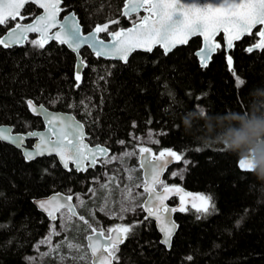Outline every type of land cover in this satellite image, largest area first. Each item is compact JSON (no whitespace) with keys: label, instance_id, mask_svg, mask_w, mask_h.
<instances>
[{"label":"trees","instance_id":"16d2710c","mask_svg":"<svg viewBox=\"0 0 264 264\" xmlns=\"http://www.w3.org/2000/svg\"><path fill=\"white\" fill-rule=\"evenodd\" d=\"M123 4L124 0H63L64 12L77 15L83 32L110 19L119 20L111 30L129 27L137 16L122 17ZM25 12L38 14L32 5ZM4 33L0 27V36ZM256 40L247 36L235 44L231 70L222 47L207 68L199 66L194 53L200 38L168 55L159 48L133 53L127 64L95 58L85 49L81 55L87 67L79 87L75 57L63 45L51 42L43 50L31 44L0 46V125H15V132L40 130L41 120L25 103L33 99L49 110L74 114L85 127L88 142L106 145L111 154L122 149L138 152L134 138L153 132L158 142L148 147L154 153L173 149L191 161L183 177L166 176L167 184L214 194L219 212L197 219L195 209L188 207L189 211L176 214L178 230L169 250L159 243L154 223L146 221L120 246V264H264V182L239 169L238 160L244 155L229 152L226 143L229 134L243 131L245 121L264 116V52L246 51ZM238 79L244 84L238 85ZM137 155L130 160L132 166L139 165ZM99 169L66 172L53 157L26 162L20 151L0 142V225H4L0 264H26L25 257L47 234L50 222L33 199L69 190L87 196L90 179L99 176ZM105 169L115 179L124 176L119 163ZM242 216L245 219L237 226ZM96 217L107 230L144 220L145 215L120 221L98 213Z\"/></svg>","mask_w":264,"mask_h":264},{"label":"snow or ice","instance_id":"6c2138e0","mask_svg":"<svg viewBox=\"0 0 264 264\" xmlns=\"http://www.w3.org/2000/svg\"><path fill=\"white\" fill-rule=\"evenodd\" d=\"M62 3L63 0H0V27L5 29L4 35L0 36V46L12 48L31 44L34 48L43 50L50 41H56L60 45H67L78 56L80 49L87 46L95 52L97 57L114 58L127 64L130 55L136 50L151 53L158 45L163 49L164 54L168 55L177 45L187 44L190 38L199 35L203 37L204 46L196 55L200 59L201 67L207 68L212 55L221 47L214 38L218 32L223 31L229 49L233 47L234 41L248 35L258 39L246 51L264 52V0H124L120 13L122 16L131 19L141 10L146 15L134 20L132 27L128 29L111 30V25L118 24L119 20L110 19L103 24H97L88 34L82 33L80 22L74 12L65 15L62 22L58 20L60 13L64 11L61 7ZM30 4L42 9V14H26L25 10ZM25 20L31 22L24 23ZM258 26V31L254 32ZM31 33H36L37 38L29 39ZM101 33H107L111 40L106 42L100 37ZM227 61L231 70L232 57L228 56ZM76 67L78 70L75 80L76 86L79 87L82 80L81 70L87 67V63L81 58ZM234 75H236L235 72ZM237 83L243 85L244 81L238 79ZM25 103L33 114L43 116L46 121L45 130L16 133L15 125L0 126V142L9 143L21 150L26 162L45 155H55L64 168L73 170L70 168L71 164L75 166L76 171H87L88 167H95L101 158L107 156L109 151L107 147L102 145L90 147L84 143L83 125L75 121L74 117L50 112L44 105H38L33 99H27ZM30 139L37 141L31 148L26 143ZM136 154H139L140 166L147 173L143 184V192L147 194V199L142 204H136V207L142 208L147 215L144 220L118 225L106 231L92 228L88 221L80 216L79 219L89 226L95 237L104 238V242L101 243L99 239L94 240L93 235L86 237L93 264H120V246L134 234L136 227L145 225L146 221L152 219L156 221L162 234L159 243L171 249L173 236L178 228L171 214L189 211L186 207V200L189 197L197 219H204L219 212L214 194L192 196L178 186H169L161 179L162 173L170 163H182L185 167L191 164L183 153L164 149L156 155L150 147L139 145L138 152H126L124 155ZM238 167L244 172H251L253 169L251 162L246 159H239ZM172 175L177 176L181 173L174 172ZM157 185H160L159 190ZM170 194L179 195L178 207L169 208L165 203ZM127 196L133 200L136 198L131 189L127 191ZM72 199L71 195L61 197L57 194L37 200L35 203L53 221L70 220L77 216L70 203ZM63 209L67 210L66 215L62 213ZM129 210V207L121 209L122 212ZM131 210L135 211V208ZM57 213L61 215L57 216ZM247 214L246 211L245 215ZM121 219H123L122 216ZM244 219V216L240 217L236 222L237 226ZM51 232L53 235L57 234L55 225L51 227ZM69 247L73 246L69 245ZM187 260L191 261L192 256H188Z\"/></svg>","mask_w":264,"mask_h":264},{"label":"rangeland","instance_id":"374dc122","mask_svg":"<svg viewBox=\"0 0 264 264\" xmlns=\"http://www.w3.org/2000/svg\"><path fill=\"white\" fill-rule=\"evenodd\" d=\"M138 18L139 16L136 17V19ZM134 140L138 149L139 145L148 147L156 140V137L153 132H149L144 136L135 137ZM126 152H133V150H119L105 159L108 161L107 163L102 161L101 165H99V176L90 179L92 186L87 196L79 193H72L71 190L65 191L73 197L78 217H73L70 220L57 219L50 223L47 234L39 239L33 246L32 253L25 257L26 264H91V256L86 246V237L92 232L89 226L85 225L79 219L80 216H83L92 228L101 230L103 228L101 227L100 219L96 217V213L100 216L115 219L117 221L136 217L143 213L142 208L136 207V204L143 203L146 196L142 190L143 180L141 169L139 165L138 167L132 166L130 160L133 159L135 155L125 156L124 154ZM138 156L139 154L137 157ZM113 162L119 163L123 169L124 176L121 180L106 174L105 167ZM184 170V164L178 167L175 166L167 176L183 177ZM174 172L181 173V175L173 176L172 174ZM164 183L167 184L166 179ZM105 185L107 186L105 187ZM158 188H160V186ZM129 189L135 194L136 198L134 200L127 196V191ZM77 197H79V199H77ZM123 207H129L130 210L122 212L121 209ZM133 207L135 211L131 210ZM62 213L66 215L67 210H62ZM60 215L61 213H58L57 216ZM121 216L123 219H121ZM53 225L56 226V235H53L51 232V227ZM69 245L73 247H69ZM81 256H85L86 258L81 259ZM27 258L34 259L29 260Z\"/></svg>","mask_w":264,"mask_h":264},{"label":"water","instance_id":"95a60500","mask_svg":"<svg viewBox=\"0 0 264 264\" xmlns=\"http://www.w3.org/2000/svg\"><path fill=\"white\" fill-rule=\"evenodd\" d=\"M31 5V4H30ZM63 3L61 4V7L63 8ZM33 6H35V5H33ZM36 7V6H35ZM37 8V7H36ZM123 9V8H122ZM37 10L39 11L38 12V14L37 15H40V14H42V9H38L37 8ZM70 12H73V11H69V12H66L64 15H62V13H63V11L60 13V15H59V17H58V20H60L61 22L63 21V18H64V16L65 15H67L68 13H70ZM143 13V16L144 15H146V13L143 11V10H141L138 14H142ZM77 16V15H76ZM142 16V17H143ZM122 17H124V16H122ZM124 18H128V17H124ZM77 19H78V17H77ZM29 22H31V21H29ZM29 22H24V23H29ZM132 25L133 24H131L129 27H127V28H123V29H128V28H131L132 27ZM81 29H82V27H81ZM94 29V28H93ZM92 29V30H93ZM259 29V26H258V28L257 29H254V31L255 30H258ZM92 30H90L89 32H91ZM53 31H55V29L53 30ZM119 31V30H118ZM89 32H83V30H82V33L83 34H88ZM4 35V34H3ZM31 36H36L37 37V34L36 33H31V34H29V37H31ZM248 35H246V36H244V37H247ZM219 37H221V40H222V42L220 43L219 41H218V38ZM243 37V38H244ZM194 38H200V41H201V45H200V48H202L203 46H204V42H203V37L202 36H199V35H197V36H193L192 38H190L189 39V41H188V43L192 40V39H194ZM242 38V39H243ZM215 42L216 43H218V44H220L221 45V47L223 48V50H224V52H225V55H226V61H227V58H228V56H230V52L234 49V47H235V44L237 43V42H239V41H241L242 39H240V40H237V41H234V44H233V47L231 48V49H229L228 47H227V39H226V36H225V34H224V32L223 31H220V32H218L217 34H216V36H215ZM258 39V38H257ZM111 40V37L110 36H107V39H105V41L107 42V41H110ZM51 42H55V43H57V44H59L58 42H56V41H50L49 43H51ZM187 43V44H188ZM187 44H183V45H177L174 49H176V48H178V47H182V46H185V45H187ZM48 45V44H47ZM60 45V44H59ZM69 52H71L73 55H74V57H75V68H74V77H75V74H76V71L78 70L77 69V65L79 64V61H80V59L82 58V55H81V52L84 50V49H86V50H88L95 58H101V59H105V60H108V59H110V60H114V61H117V62H121L122 64H125L124 62H122V61H120V60H118V59H114V58H106V57H97L96 55H95V52L91 49V48H89V47H87V46H84V47H82L81 49H80V53H79V56L76 54V53H74L70 48H68L67 47V45H63ZM2 47V46H1ZM14 47H19V46H14ZM14 47H12V48H14ZM249 47V46H248ZM247 47V48H248ZM4 48V47H3ZM155 48H159L162 52H163V54H164V51H163V49L160 47V46H155L154 48H153V50L155 49ZM199 48V49H200ZM5 49H11V48H5ZM173 49V50H174ZM199 49L198 50H196L195 51V53H194V55H195V57L197 58V60H198V63H199V66L201 67V65H200V59H199V57L196 55V53L199 51ZM172 50V51H173ZM218 51V50H217ZM216 51V52H217ZM258 52H260L259 50H257ZM136 52H142V53H149V52H145V51H143V50H136V51H134L133 53H136ZM216 52L214 53V54H216ZM132 53V54H133ZM131 54V55H132ZM214 54L212 55V57L214 56ZM130 55V56H131ZM165 55V54H164ZM212 57H211V59H212ZM130 58V57H129ZM83 59V58H82ZM211 62V60L208 62V64ZM227 64H228V61H227ZM228 66H229V64H228ZM85 68V67H84ZM84 68H82V70H81V75H82V72H83V70H84ZM202 68V67H201ZM230 68V67H229ZM76 81V80H75ZM77 83V82H76ZM46 108V107H45ZM29 110V109H28ZM48 111H50V112H53V113H58V114H65V115H68V116H72V117H74L75 118V121H77V122H79V123H81L82 125H83V123L82 122H80L77 118H76V116L74 115V114H72V113H70V112H61V111H54V110H49V109H47ZM29 112H30V114L32 115V116H34V117H37V118H39L40 120H41V123H42V129H40V130H34V131H44L45 130V125H46V121L44 120V118H43V116L42 115H35V114H33L30 110H29ZM0 126H9V125H0ZM83 130H84V133H85V140H84V143H86V144H88L90 147L91 146H94V145H102V144H90L89 142H88V135L86 134V131H85V127H84V125H83ZM16 133H24V132H16ZM28 141H32V145L33 144H35L37 141H36V139H30V140H28ZM27 141V142H28ZM26 142V143H27ZM2 143H4V144H7V145H9V146H11V147H13V148H15V149H17L16 147H14V146H12L11 144H9V143H6V142H2ZM31 145V146H32ZM31 146L29 147V148H31ZM102 146H105V147H107L106 145H102ZM108 148V154H107V156H105V157H103V158H101V160L97 163V165L95 166V167H97V166H99L100 164H101V161H103L104 159H106V158H108L110 155H111V150H110V148L109 147H107ZM18 151H20L21 152V150H19V149H17ZM154 153V152H153ZM154 154H156V155H158L159 154V152L158 153H154ZM21 155H22V152H21ZM22 157H23V155H22ZM44 157H53V158H55L56 159V161H57V163L62 167V169L63 170H65L66 172H69L70 170H68V169H66V168H64V166L62 165V163L59 161V159H58V157H56L55 155H51V156H49V155H45V156H42V157H37L35 160H37V159H41V158H44ZM251 159H249V158H245V156H243L241 159H246V160H248V161H250L251 162V164H252V166H253V169L255 168V170L259 167L258 166V164H257V162H256V152H251ZM24 158V157H23ZM35 160H33V161H35ZM32 162V161H31ZM138 164H139V167H140V169H141V176H142V180H143V184H144V182H145V179H146V177H147V173H146V170L144 169V168H142L141 166H140V156H138ZM178 163H175V162H173V163H170L168 166H167V168L165 169V171L162 173V176H161V179L164 181L165 179H166V176H167V174L177 165ZM70 166H72V168L75 170V166L74 165H71L70 164ZM95 167H88V170H90V169H94ZM252 169V170H253ZM87 170V171H88ZM76 171V170H75ZM77 172H79V173H85L86 171H77ZM160 185H157V188L159 187ZM169 186H178V187H180V188H182L183 189V191L185 192V193H190L192 196H196V195H199V193H197V192H193V191H189V190H187V189H185L183 186H181V185H169ZM160 188H158V190H159ZM142 190H143V185H142ZM57 194H59L61 197H66V196H69L70 194H68V193H66V192H55V193H52V194H49L48 196H43V197H39V198H36V199H33V201H32V203H33V205L36 207V209L40 212V213H42L47 219H48V221L49 222H54L53 220H51V219H49V217H48V215H47V213H45V212H43V211H41L38 207H37V205H36V203H35V201H37V200H40V199H46V198H49V197H52L53 195H57ZM145 199H147V194H146V196H145V198H144V200ZM173 199H177V203H174V204H170V202L173 200ZM144 202V201H143ZM70 203L72 204V206L74 207V210H75V212L77 213V211H76V209H75V205H74V200L72 199V201H70ZM165 203L168 205V207L169 208H172V207H178L179 205H180V198H179V195L178 194H170L169 195V198L165 201ZM191 203H192V201H191V198L189 197V198H187V200H186V207H191ZM192 208V207H191ZM63 210H66V209H63ZM143 210V209H142ZM143 213H144V215L146 216L147 215V213L143 210ZM181 212H176V213H172L171 214V216H172V219L175 221V215L176 214H180ZM57 215H58V213H57ZM76 217H78V214H77V216ZM150 221H152L153 223H154V226H155V228H156V231H157V233L159 234V241L161 240V233H160V231H159V229H158V226H157V223H156V221L154 220V219H152V220H150ZM176 222V221H175ZM177 223V222H176ZM178 225V224H177ZM114 228V227H113ZM177 230H178V228H177ZM177 230H176V232H177ZM99 231V230H98ZM90 235H93L94 236V234L93 233H90L88 236H90ZM87 236V237H88ZM174 237V236H173ZM95 239H99L100 241H101V243H103L104 242V238L103 237H95L94 236V240ZM88 240L86 239V246L88 245ZM162 245V244H161ZM164 246V245H163ZM165 247V246H164ZM165 249L166 250H169L168 248H166L165 247ZM87 250H88V248H87ZM89 252V251H88ZM90 254V253H89ZM91 264H93V262H92V258H91Z\"/></svg>","mask_w":264,"mask_h":264},{"label":"clouds","instance_id":"9594fccd","mask_svg":"<svg viewBox=\"0 0 264 264\" xmlns=\"http://www.w3.org/2000/svg\"><path fill=\"white\" fill-rule=\"evenodd\" d=\"M229 152L239 157L251 159V152H256V162L260 167L257 173L255 168L251 173L257 181L264 182V116L253 117L244 122L242 132L232 133L226 137Z\"/></svg>","mask_w":264,"mask_h":264},{"label":"flooded vegetation","instance_id":"af4514ba","mask_svg":"<svg viewBox=\"0 0 264 264\" xmlns=\"http://www.w3.org/2000/svg\"><path fill=\"white\" fill-rule=\"evenodd\" d=\"M32 6H33V5H32ZM62 6H63V5H62ZM34 7H35V6H34ZM35 8H36V7H35ZM36 9H37V8H36ZM63 9H64V7H63ZM38 12H39V11H38ZM64 14H65V12L63 11L62 15H64ZM36 15H37V14H36ZM136 16L142 17V16H143V13H142V14H136V15L133 16V18L136 17ZM126 19H128V18H126ZM24 22H25V21H24ZM88 32H89V31H88ZM31 37H32V36H31ZM34 37H35V36H34ZM29 38H30V37H29ZM36 38H37V37H36ZM101 38H102V37H101ZM102 39H104V38H102ZM221 42H222V41H221ZM84 50H85V49H84ZM87 51H88V50H87ZM88 52H89V51H88ZM89 53H90V52H89ZM82 58H83V57H82ZM42 127H43V126H42ZM41 129H42V128H41ZM28 143H30V144H28ZM28 143H27V146L30 147V146L32 145V141H31V142H28ZM55 160H56V159H55ZM60 167H61V166H60ZM70 168H72V166H70ZM72 169H73V168H72ZM94 169H95V168H94ZM90 170H93V169H90ZM73 171L76 172V173H79V172L75 171L74 169H73ZM88 171H89V170H88ZM69 172H70V171H69ZM86 172H87V171H86ZM86 172H85V173H86ZM81 174H84V173H81ZM173 200H174L175 203H177V199H173Z\"/></svg>","mask_w":264,"mask_h":264}]
</instances>
